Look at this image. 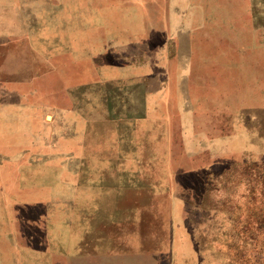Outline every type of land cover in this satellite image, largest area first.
<instances>
[{"label": "rangeland", "instance_id": "374dc122", "mask_svg": "<svg viewBox=\"0 0 264 264\" xmlns=\"http://www.w3.org/2000/svg\"><path fill=\"white\" fill-rule=\"evenodd\" d=\"M0 264H264V0H0Z\"/></svg>", "mask_w": 264, "mask_h": 264}, {"label": "crops", "instance_id": "0c3cea01", "mask_svg": "<svg viewBox=\"0 0 264 264\" xmlns=\"http://www.w3.org/2000/svg\"><path fill=\"white\" fill-rule=\"evenodd\" d=\"M188 13H190V10H189V9H185L184 17H185L186 15H188Z\"/></svg>", "mask_w": 264, "mask_h": 264}]
</instances>
